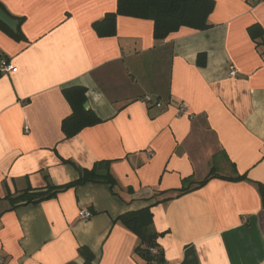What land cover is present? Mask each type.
<instances>
[{"label":"crops","instance_id":"0c3cea01","mask_svg":"<svg viewBox=\"0 0 264 264\" xmlns=\"http://www.w3.org/2000/svg\"><path fill=\"white\" fill-rule=\"evenodd\" d=\"M214 2L207 30L156 42L152 21L123 16L114 36L96 35L92 24L117 0H0L25 37L0 29L13 66L0 78V264H82L80 247L93 264H145L117 218L210 172L243 178H213L151 208L164 263L264 264V33L248 32H264V0ZM69 87L85 88L101 122L65 139ZM99 161H111L116 194L88 183L10 208L7 197L74 181Z\"/></svg>","mask_w":264,"mask_h":264},{"label":"trees","instance_id":"16d2710c","mask_svg":"<svg viewBox=\"0 0 264 264\" xmlns=\"http://www.w3.org/2000/svg\"><path fill=\"white\" fill-rule=\"evenodd\" d=\"M253 1V0H252ZM215 7L214 0H117L116 10L106 13L104 17L92 24V28L96 35L100 38L112 37L116 31L117 16L131 17L136 19L150 20L153 23V39L156 42L162 41L172 33L177 32L180 28L186 27L195 31L207 30L208 17ZM0 8L7 11L0 4ZM10 17L18 22L15 31H11L2 23L0 29L13 40L25 41V37L20 31L22 18H15L7 13ZM251 37L256 38L264 32L259 27L251 26L248 28ZM204 54L197 56V65L203 66ZM8 61L7 57L0 52V62ZM3 73L0 72V78ZM65 99L70 105L71 114L61 122V130L65 139H69L87 127L99 124L101 120L89 109L84 107L86 90L83 87H69L62 91ZM144 98V97H143ZM142 98V100H143ZM160 98L153 100L151 98L150 106L156 105ZM71 164V162H70ZM111 161H99L93 164L90 169L77 168L78 178L74 181L63 185L55 186L46 184L44 188L32 189L27 187L19 192L15 197H7L11 204V209L17 206L37 205L39 203L55 199L58 194L69 189L76 188L88 183L105 184L109 186L111 191L116 186V181L110 172ZM213 178L229 179L237 181L242 176L236 175L234 179L220 177L210 172L202 181L192 186L183 185L180 189L173 190L171 196L158 199V196L165 195L168 192L156 193V198L147 207L137 211L125 213L117 218L128 230L138 238V245L134 249V254L144 261L145 264H165L161 249L156 244V239L160 235L152 228L151 208L170 199L179 197L183 194L203 187L209 180ZM128 191H131L128 188ZM113 194H116L112 191ZM262 200L264 202V192L260 187ZM152 199V198H151ZM156 250L153 253L151 250ZM79 257L83 260L82 264H93V254L85 247L78 249ZM69 264H76L74 262Z\"/></svg>","mask_w":264,"mask_h":264},{"label":"built area","instance_id":"2783aa9c","mask_svg":"<svg viewBox=\"0 0 264 264\" xmlns=\"http://www.w3.org/2000/svg\"><path fill=\"white\" fill-rule=\"evenodd\" d=\"M260 0H253L254 3L256 2H259ZM263 56H264V52H263ZM13 70V66L9 63V61H1L0 62V72L3 73V74H8L10 73L11 71ZM228 76L229 77H235L236 76V72L235 70L231 67L229 68V72H228ZM143 101L146 103V104H150L152 103L151 102V98L149 96H145L143 98ZM157 107L160 106L159 102L155 105ZM185 113V111H184ZM92 216V213L87 211V210H79L78 212V218L79 220H82V221H86L88 219H90ZM153 253H155V249L154 250H151Z\"/></svg>","mask_w":264,"mask_h":264},{"label":"water","instance_id":"95a60500","mask_svg":"<svg viewBox=\"0 0 264 264\" xmlns=\"http://www.w3.org/2000/svg\"><path fill=\"white\" fill-rule=\"evenodd\" d=\"M0 23H2L11 31H15L18 26V22L10 17L5 11H3L2 8H0ZM84 107L86 108L85 104Z\"/></svg>","mask_w":264,"mask_h":264},{"label":"rangeland","instance_id":"374dc122","mask_svg":"<svg viewBox=\"0 0 264 264\" xmlns=\"http://www.w3.org/2000/svg\"><path fill=\"white\" fill-rule=\"evenodd\" d=\"M253 3H254V2H253ZM217 159H218V162H219V161H221V160H220V159H221V157H220L219 155H218Z\"/></svg>","mask_w":264,"mask_h":264}]
</instances>
